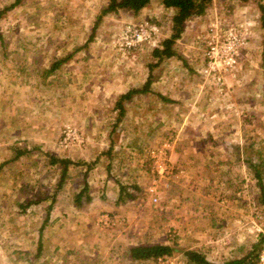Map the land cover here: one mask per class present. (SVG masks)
<instances>
[{"label": "rangeland", "instance_id": "obj_1", "mask_svg": "<svg viewBox=\"0 0 264 264\" xmlns=\"http://www.w3.org/2000/svg\"><path fill=\"white\" fill-rule=\"evenodd\" d=\"M14 1L0 0V264H153L154 258H129V247L170 243L176 248L172 254L182 259L189 241H199L167 224L171 180L158 182L157 202L147 190L153 180L150 147L168 141L170 159L179 163L171 154L174 135L164 136L175 124L165 125L162 132L150 115H136L133 101L124 100L121 117L115 104L119 91L144 81L148 68L157 73L183 63L198 85L209 86L215 105L210 108L216 113V136L198 143L230 150L209 157L190 154L187 162H216L213 169L205 166L202 176L231 178L238 191L233 215L211 219L216 232L227 222L236 229L233 234H205L204 239H218L196 244L202 252L207 249L204 255L211 264H253L264 241V20L257 0H212L204 13L188 18L173 44L187 62L176 56L158 60L152 54L171 33L174 8L161 0H150L136 13L119 10L100 17L107 0H18L10 7ZM146 21L158 27L156 44H126L125 26ZM211 25L219 33L236 26L244 36L238 69L225 75L220 87L204 83L198 72ZM92 148L102 156L98 174L126 183L136 200L117 208L106 201H85L79 207L82 214L77 210L74 216L69 209L62 223L57 198H74L84 179L92 184L88 192L97 187V172L90 169L86 175L84 170ZM18 149L25 152L13 158ZM44 152L75 162L60 187V166L49 163ZM249 160L260 169V182ZM179 166L184 169L179 178L194 173L193 165ZM53 194L56 199L43 225ZM39 195L48 197L25 209L18 204ZM64 207L68 209L67 203ZM104 211L119 221L99 225L97 215Z\"/></svg>", "mask_w": 264, "mask_h": 264}, {"label": "crops", "instance_id": "obj_2", "mask_svg": "<svg viewBox=\"0 0 264 264\" xmlns=\"http://www.w3.org/2000/svg\"><path fill=\"white\" fill-rule=\"evenodd\" d=\"M174 50L175 54L167 58L176 56L185 62L186 59L178 55L175 48ZM162 73L165 75H160ZM196 77L192 73L191 67L186 65V63L178 65L176 69L172 67H165L162 71L158 69L157 73L154 72V68L152 70L148 68L144 81L138 84H132L119 91L115 104L116 106L119 103L122 105V110L119 112L121 117L126 110L124 100L133 101V105L138 109L135 112L136 115H150L152 122L157 124V129H161L162 132L163 128L164 130L167 129L165 125L175 124L170 129V133L164 131V136L167 135L169 137L174 135L173 138L176 143L173 144L171 149V154L174 153V160L178 161L179 163L177 164L186 169L190 165H193L190 169H193L194 173L184 178L178 177L171 180L168 188V204L166 206L167 224L173 226L172 230L186 235L188 239V235H197L196 237L199 241L193 242V240H190L186 248L195 249L204 255L207 249L202 252L201 247L196 243L202 240L218 239L213 236L204 239L205 234L214 235L220 232L223 234H233L236 230L228 226L227 222H222L221 230L216 232L214 229L216 223L214 224L211 219L212 217L217 218V216H220V219L221 217L227 218V216L229 218V215H233L235 208L234 201L237 200L236 194H238V191H236L234 181L231 178L218 177L217 175L210 176L212 178L202 176L203 174L201 172H203V169H206L205 166L212 167L213 169L214 165L215 167L218 166L216 162L202 163L201 160L197 161L196 158L194 162H187V156L190 154L198 155L199 157H202V155L209 157L213 153H227L230 151L229 149L221 150L219 147L210 144L201 146L198 143V140L202 138L204 143L211 141V138L216 136L218 128H213L216 122V113L213 111L215 106L213 96L208 91L210 88L207 85H198V82H195ZM127 92L130 93L129 97H120ZM210 106H213V109ZM162 121L166 123L159 125ZM153 135L157 136L155 133ZM137 144L139 146L141 145L140 143ZM98 152L99 150L94 148H92V151L89 150L87 152L92 159L86 162L84 169L86 175L91 171L97 172L96 177L98 181L96 180L97 182H94V185H97V190L89 191L88 199H85V195H83L79 201H77L75 195L74 198L64 195L57 198L61 202V210L58 213L59 217L57 220H61L62 223H64L65 215L69 213V209L74 212V216H76L77 210L82 214L83 209L79 207L85 201H90L91 204L93 202L106 201L113 203L117 208L128 201L136 200L137 194L131 199L118 200L120 186L125 185L128 191L130 187L128 185L126 186V183L123 181L116 180L113 177L108 178L106 175L103 177L101 174H98L99 164L102 162V156H99ZM197 170H199L198 174L195 173ZM86 182L88 188H91L92 184H90L89 179H86ZM68 201H72L75 209L71 207ZM64 203H67L68 209L64 207ZM53 204L54 202L51 204V207L46 205V214L42 221L44 223L43 225L48 220ZM88 211L91 212L90 207ZM205 214L209 217L205 216ZM41 231L39 230V232ZM204 257L206 258L205 255Z\"/></svg>", "mask_w": 264, "mask_h": 264}, {"label": "built area", "instance_id": "obj_3", "mask_svg": "<svg viewBox=\"0 0 264 264\" xmlns=\"http://www.w3.org/2000/svg\"><path fill=\"white\" fill-rule=\"evenodd\" d=\"M210 30L212 32L208 35L207 47L203 53L204 62L198 69V72L204 83L214 84L220 87L224 82L225 75H234L238 69L244 36L236 26H230L219 33L213 30L211 25ZM157 31L158 27L147 21L138 26L127 24L124 30L125 42L130 46L139 43L141 40H148V42H153V45H155L154 39L156 40V38L154 36ZM201 84L205 85L203 83ZM70 130L68 128L63 137L62 142L65 145L69 142ZM80 140L82 141V138ZM168 147V141H164L162 144L152 146L149 149L153 180L147 187V190L153 194L152 200L154 202H157L161 197L157 188L158 182L161 180L169 182L174 178L180 177L184 172L182 167L171 161ZM118 221L119 218L116 214H111L106 211L97 215V223L102 226H113ZM183 261L184 258L180 259V257L174 254H162L154 257L153 264H182ZM253 264H264V241L257 252Z\"/></svg>", "mask_w": 264, "mask_h": 264}, {"label": "trees", "instance_id": "obj_4", "mask_svg": "<svg viewBox=\"0 0 264 264\" xmlns=\"http://www.w3.org/2000/svg\"><path fill=\"white\" fill-rule=\"evenodd\" d=\"M18 0L11 3L9 6L15 5ZM150 0H107L106 5L102 8L101 13L99 17L107 12H117L119 10H128L132 11L134 13L138 12L140 9H142L144 6H146L149 3ZM162 4L166 7H172L174 8V13L171 18V33L164 37L158 46L153 47L152 54L158 58V60L162 59L163 57H168L173 54H175V50L173 48V44L178 38L183 29L185 21L190 18L193 15H198L201 13H204L206 8L211 4L212 0H161ZM259 9L261 10V17L264 20V4L261 2V0H257ZM8 6V7H9ZM130 93H125L121 95L120 97H129ZM119 108V112L122 110V105L117 104ZM18 148V147H17ZM25 152V149H18V151L15 152L13 155V158L19 157L22 153ZM48 158L49 163L51 164H59L60 166V173L59 178L57 180V186L60 187L62 182L65 180V177L67 176L68 167L71 164H74L75 162L70 159L69 157H61L56 156L53 154H49L47 152H44ZM248 166H252L253 173L257 177V180L260 182L261 180V171L255 165L252 160L247 161ZM85 195V199H88V184L86 180L84 179L82 187L75 193V197L77 201L80 200L81 196ZM136 193L132 191H128L125 187V185L120 186L119 196L118 200L123 201L125 199H131L135 197ZM47 196H37L34 198H30L24 203L19 202L18 204L21 206L22 209H25L27 206L39 203ZM50 203L48 204V207H51V204L56 199V194H53L49 196ZM176 248L174 245L170 243H164V242H154V243H142V244H135L129 247L128 255L129 258L134 260H143L148 258H154L156 256L162 255V254H172ZM183 254L185 258V264H211L204 255L191 248L183 249ZM239 261L232 260L227 261L224 264H236Z\"/></svg>", "mask_w": 264, "mask_h": 264}]
</instances>
